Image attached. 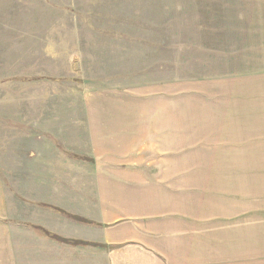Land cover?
<instances>
[{
    "label": "rangeland",
    "instance_id": "rangeland-1",
    "mask_svg": "<svg viewBox=\"0 0 264 264\" xmlns=\"http://www.w3.org/2000/svg\"><path fill=\"white\" fill-rule=\"evenodd\" d=\"M132 118L172 120L173 151L142 157L156 169L136 175L204 245V264H264V0H0V168L14 206L59 201L30 187L39 175L121 179L37 170L94 164V140H117ZM114 153L101 150L134 164Z\"/></svg>",
    "mask_w": 264,
    "mask_h": 264
},
{
    "label": "crops",
    "instance_id": "crops-1",
    "mask_svg": "<svg viewBox=\"0 0 264 264\" xmlns=\"http://www.w3.org/2000/svg\"><path fill=\"white\" fill-rule=\"evenodd\" d=\"M133 121L121 123L119 137L113 142L94 140L93 148L100 150V154L96 151L92 156H86L93 159L94 164L39 165L38 173L53 169L54 173L80 170L86 174L87 171L94 172V166L96 169L101 166L99 171L123 174L121 179L114 181L90 180V177L78 183L63 180L60 175L49 184L42 175L31 181L32 188H54V195L60 197L58 202L50 204L45 199L29 198L21 207L14 206V199L4 191L8 175L6 181L3 180L0 168V264H204L205 258L200 257L204 245L197 240L191 246L189 231L183 232V227L174 228L173 214L156 210L148 193L149 180H141V175H136L156 169L142 164V157L159 155L158 151L163 149L173 151L172 120ZM123 124H132L133 128ZM127 130L129 133L125 132ZM183 141L182 138L181 143ZM103 149L115 152L111 156L116 158V165L119 163L117 157L134 164L112 166V158L101 154ZM96 159L104 164L97 166ZM22 171L25 172L26 167L22 166ZM58 179L64 182H57ZM76 188L80 191L72 194L75 199H62L63 190ZM125 189L136 191L127 194ZM72 217L86 222L75 221ZM40 227L52 235L82 244L73 247L50 240ZM30 237L37 240L32 242V246L38 247L37 254L36 250L35 253L31 251L22 258ZM193 250L196 256L190 255Z\"/></svg>",
    "mask_w": 264,
    "mask_h": 264
},
{
    "label": "trees",
    "instance_id": "trees-1",
    "mask_svg": "<svg viewBox=\"0 0 264 264\" xmlns=\"http://www.w3.org/2000/svg\"><path fill=\"white\" fill-rule=\"evenodd\" d=\"M75 221H79V222H86L85 220L79 218V217H72ZM45 234V233H44ZM46 236H48L49 238H51V240H54V241H57L61 244H64V245H69V246H73V247H76L80 244H82L81 242H74L73 240H66V239H63V238H60L59 236H55V235H52V234H45Z\"/></svg>",
    "mask_w": 264,
    "mask_h": 264
}]
</instances>
